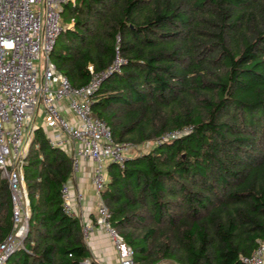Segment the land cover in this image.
Instances as JSON below:
<instances>
[{
  "label": "trees",
  "instance_id": "16d2710c",
  "mask_svg": "<svg viewBox=\"0 0 264 264\" xmlns=\"http://www.w3.org/2000/svg\"><path fill=\"white\" fill-rule=\"evenodd\" d=\"M61 24L50 59L73 88L88 65L125 60L91 110L115 143L138 147L106 166L100 196L134 264H243L264 241V0H75ZM73 178L36 130L23 165L28 234L3 264L91 259L79 218L63 212ZM11 213L0 175V243Z\"/></svg>",
  "mask_w": 264,
  "mask_h": 264
},
{
  "label": "built area",
  "instance_id": "2783aa9c",
  "mask_svg": "<svg viewBox=\"0 0 264 264\" xmlns=\"http://www.w3.org/2000/svg\"><path fill=\"white\" fill-rule=\"evenodd\" d=\"M75 0H0V175L9 187L12 227L0 243V264L14 252L23 249L28 234L30 206L23 179V165L28 146L39 127L35 118L40 111L45 126L53 132L47 141L50 148L63 150L69 157L73 174L81 161L93 163L91 183L97 198L96 219L81 224L84 241L96 228L108 234L117 256V264H134L133 251L111 226V213L101 201L106 184V166L123 167L138 147L115 143L109 127L92 114L93 97L113 74L125 64L119 54L104 70L95 72L87 66L90 80L73 88L66 76L57 71L50 56L63 30V7ZM71 25V24H70ZM73 25V22H72ZM42 66V72H41ZM66 103L75 123L62 115ZM186 127L167 133L156 141L162 143L190 133ZM63 212L79 217L76 206L83 201L71 184L61 187ZM243 264H264V241ZM80 264H99L93 258Z\"/></svg>",
  "mask_w": 264,
  "mask_h": 264
},
{
  "label": "crops",
  "instance_id": "0c3cea01",
  "mask_svg": "<svg viewBox=\"0 0 264 264\" xmlns=\"http://www.w3.org/2000/svg\"><path fill=\"white\" fill-rule=\"evenodd\" d=\"M69 27L72 28L71 25H69ZM60 109L63 116H65L69 121L75 123V118L70 113L65 102L60 105ZM36 116L41 119V124H35L39 128H41L46 138L48 139L53 135V132L45 126L43 121L44 117L40 111ZM92 169L93 163L91 161H81L79 172L74 175L73 183H71L74 192H78L83 196L82 203L76 206V213H78V218L81 224L93 223L96 219V209L98 201L95 196L96 194L93 185L91 183ZM87 246L89 248L90 257L99 264H117L116 253L112 247L108 234L105 231L96 228L95 232L91 234L87 242ZM160 264L169 263L162 262Z\"/></svg>",
  "mask_w": 264,
  "mask_h": 264
},
{
  "label": "rangeland",
  "instance_id": "374dc122",
  "mask_svg": "<svg viewBox=\"0 0 264 264\" xmlns=\"http://www.w3.org/2000/svg\"><path fill=\"white\" fill-rule=\"evenodd\" d=\"M70 24H71V27H73L72 22H71ZM70 24H69V25H70ZM40 70H41V72H42V66H41V69H40ZM35 123H36L37 125L41 124V119L38 118V117H36V118H35ZM132 154H133V153H132Z\"/></svg>",
  "mask_w": 264,
  "mask_h": 264
}]
</instances>
